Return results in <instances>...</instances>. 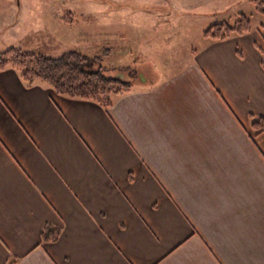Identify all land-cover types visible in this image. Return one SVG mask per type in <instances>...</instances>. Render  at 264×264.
<instances>
[{
    "label": "crops",
    "instance_id": "obj_1",
    "mask_svg": "<svg viewBox=\"0 0 264 264\" xmlns=\"http://www.w3.org/2000/svg\"><path fill=\"white\" fill-rule=\"evenodd\" d=\"M113 1L141 30L170 14L262 17L181 44L107 109L0 71V264H264V132L252 128L264 13L255 0ZM17 14L0 18V36ZM47 223L58 241L42 240Z\"/></svg>",
    "mask_w": 264,
    "mask_h": 264
},
{
    "label": "rangeland",
    "instance_id": "obj_2",
    "mask_svg": "<svg viewBox=\"0 0 264 264\" xmlns=\"http://www.w3.org/2000/svg\"><path fill=\"white\" fill-rule=\"evenodd\" d=\"M21 1L20 4L19 0H0V18L7 15L8 22L14 23L10 16L15 10L18 13L14 29H7L0 36V51L17 47L52 57L69 50L91 56L105 54L101 61L93 64V69H100L108 76L123 77L134 84L140 83L144 76L149 77L151 71H161L165 58L174 49L178 51L181 44L195 47L203 31L214 23L205 17L185 14L179 19L170 14L162 17L155 28L141 30L132 27L136 23L130 26L131 20L120 15L114 17L119 4L113 0ZM247 13L251 15L253 25H258L262 14ZM175 23L176 30L162 33V27ZM116 28L123 37L113 36V29L118 31ZM86 31L92 36L88 39L78 37L77 34ZM113 45H119L120 49L115 51Z\"/></svg>",
    "mask_w": 264,
    "mask_h": 264
},
{
    "label": "trees",
    "instance_id": "obj_3",
    "mask_svg": "<svg viewBox=\"0 0 264 264\" xmlns=\"http://www.w3.org/2000/svg\"><path fill=\"white\" fill-rule=\"evenodd\" d=\"M255 3L257 9L264 13V2L255 0ZM251 30L249 16L240 14L235 22H215L203 33L213 40H225L233 34L241 35ZM104 55L91 56L78 50H69L52 57L10 47L0 52V71L14 69L28 87H49L61 95L94 101L107 109L117 96L129 92L132 84L122 77L108 76L100 69H93V64L101 61ZM252 128L256 135L263 133L264 116H253ZM60 235L59 227L50 223L43 227L44 242H56Z\"/></svg>",
    "mask_w": 264,
    "mask_h": 264
}]
</instances>
